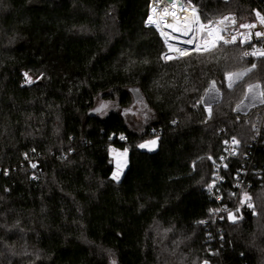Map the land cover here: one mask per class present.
<instances>
[{
	"label": "trees",
	"instance_id": "trees-1",
	"mask_svg": "<svg viewBox=\"0 0 264 264\" xmlns=\"http://www.w3.org/2000/svg\"><path fill=\"white\" fill-rule=\"evenodd\" d=\"M186 1L205 21L264 10V0ZM149 4L0 0V264H264V104L235 111L249 85L264 89V59L221 45L164 62ZM255 62L228 87L227 73ZM213 82L221 98L209 111ZM102 103L113 104L105 116ZM137 106L140 130L126 115ZM155 138L157 150L139 148ZM110 148L129 151L120 181ZM241 185L257 215L233 222L223 213Z\"/></svg>",
	"mask_w": 264,
	"mask_h": 264
},
{
	"label": "built area",
	"instance_id": "built-area-1",
	"mask_svg": "<svg viewBox=\"0 0 264 264\" xmlns=\"http://www.w3.org/2000/svg\"><path fill=\"white\" fill-rule=\"evenodd\" d=\"M178 3H181L180 5H184L185 7L191 9L192 11L194 10L193 12L198 16L200 23L204 24L205 26H209V24H210V27H205L201 31L195 32L196 42L201 44V46H202L201 51L197 52L194 49H192V51L190 52L189 55L182 56V57H180L179 54L171 53L169 51V49L166 45V42L164 41L162 35L160 34V32L156 28L151 27L148 24L149 17L151 16V0H150L149 16H148L146 24L148 27L155 29L158 32L161 40L163 41L165 51L162 54V60L164 62L181 60V59H185V58H188V57L196 55V54L209 53L211 51L216 50L221 45H238L241 48L246 49L245 53L246 52L250 53L247 56L244 54V57L246 59H253L255 61H257L258 59H264V57L259 56V52L264 51V48L260 49V47L261 48L264 47V35H261V36L256 35L257 32L264 34V20L261 19L262 17H264V10H261V9L254 10L253 19L245 21V22H241L239 20V17L234 13H227V14H224L220 17H213V18L205 21L202 17V11H201L200 7L188 3L186 0H179ZM225 17H228L229 19L225 20L224 19ZM221 20H223V23H220ZM243 25H252L253 27H243ZM194 27L199 28V24L196 23L194 25ZM209 31H213L214 34H216V35H222L224 37V39L229 40V41H232L233 37H235L236 38L235 42H230V43L225 44V43H223V41H219V42L215 43V46H213L214 37H211L208 35ZM194 44L192 45L191 48L194 47ZM204 47H208L211 50L210 51H203ZM253 52L257 53V55H251V53H253ZM166 56H172L174 58L169 60V59H166ZM176 57H179V58H176ZM253 65H255V67H253ZM253 65L248 70V72L251 70H255L257 68L256 62ZM252 90H254L253 94H252V92H253ZM261 92H264V89L262 86L259 85L258 88H256V87L252 88L251 92L249 94H250V97L252 99H258L259 98L260 105H263L264 103H262L261 101H262V99H264V97L260 96ZM220 98H221V95H220ZM214 99L216 100L217 96ZM213 102H215V101H213ZM211 107L208 108L207 110H209V109L211 110ZM237 146H238V144L234 141H232L230 143L229 149H228L229 150V157H231V155L234 154V151L236 150ZM219 169H220V167H217V171H219Z\"/></svg>",
	"mask_w": 264,
	"mask_h": 264
},
{
	"label": "rangeland",
	"instance_id": "rangeland-1",
	"mask_svg": "<svg viewBox=\"0 0 264 264\" xmlns=\"http://www.w3.org/2000/svg\"><path fill=\"white\" fill-rule=\"evenodd\" d=\"M221 14L222 13H220L219 15H221ZM219 15H216V16H219ZM263 48L264 47H262V48L260 47V49H263ZM243 72H244V75L240 79V77H238V74L239 73H243ZM247 72H248V70L233 72L232 74H234V75H233L232 79L235 81V84H237L238 82H240L241 80H243V78L247 75ZM228 83H229V81H228ZM211 84H213V83H211ZM211 84H210V86H211ZM235 84H233V86ZM256 85L259 86L260 84L259 83H254V84H251L249 86H253L252 88H254V86H256ZM210 86H209V88H210ZM249 86L247 88L246 96L244 97L243 101L241 103H239L235 107V111L236 112H237L236 108L238 106L242 105V104L243 105L240 108L241 111H244V109L250 108L253 105L252 103L250 105H245V103L248 101V99L251 98L250 97V94H249L251 92V91L249 92ZM209 88H208V90H209ZM252 91H253L252 92V94H253L254 93V90H252ZM216 96H217L216 92H211L210 93V99H211V101L212 100L214 101V98ZM204 97H203V99H204ZM203 99H202V102L201 103L204 106ZM98 105L100 106V109H101V112L100 113H101L102 116H105L113 108V104H111V103H102V104H98ZM258 106H261V105H258ZM258 106H256V107H258ZM251 109L252 108H250V110ZM146 113H147V111L145 109H143V107L137 106L134 109L130 110L129 113H127L126 115H127V118L129 119V122L131 123V125L133 127H135L136 129H139L140 130V127H141L142 123L144 122V120H143L144 115ZM239 114H241V113H239ZM152 140H155L156 141V144L154 146H151V150H149V148H147V147L146 148H141L140 147L141 144H146L147 142L152 141ZM139 148L142 149V150H145V151L153 152V151L157 150V148H158V139L155 138V139L143 141V142H141L139 144ZM125 151H126V156L121 155L122 153H125ZM110 156H111L112 161H113L114 172L117 171V160H119L120 163H121L122 170H121V174H120V179L118 180V181H120L121 178H122V176L124 175L125 171L127 170L128 165H129V151L128 150H120V149H116V148H110ZM115 181H117V180H115ZM245 196H247L249 198L246 201H245ZM231 201H232V206L229 207V209L225 210V212L223 213V216L225 218H227L228 220H231L233 222L234 221H238L240 219V212H242L243 210H246V209H252L253 212L255 213V215H257L256 205H255V198H254V196H252L248 192V190L244 186H242V185L240 186V190H239L238 196L235 197V198H232ZM242 201H244V202H242ZM249 203H251L252 207H248V204ZM256 225H257V240L260 243L261 253L264 254V217L259 218L257 220V224ZM154 230L158 233V235L160 237H162L163 239H167V236L169 234V231L160 230V227L158 225H156L154 227ZM261 247H262V249H261ZM181 257H183V260L187 259V255L186 254H182ZM111 264H116V262L113 260L111 262Z\"/></svg>",
	"mask_w": 264,
	"mask_h": 264
},
{
	"label": "bare ground",
	"instance_id": "bare-ground-1",
	"mask_svg": "<svg viewBox=\"0 0 264 264\" xmlns=\"http://www.w3.org/2000/svg\"><path fill=\"white\" fill-rule=\"evenodd\" d=\"M179 0H173L172 2H175L177 5L175 8H172L171 4L172 2L168 0H151V16L152 20L155 21V23L148 22L149 26L156 28L160 34L161 32H164L166 36H162L164 41L167 39V47L168 44H172L174 48L179 47L181 49H186L189 52L192 51V49H195L196 37L195 32H191L188 35H183V30L186 26H191L195 29L194 25L196 24V18L198 17L191 9L185 7H181V5L178 3ZM156 9L153 11V9ZM165 9H167L168 14H165ZM172 12H175L176 16L175 18L171 15ZM187 17V21H185V18ZM175 25L177 28H179L181 31H173L172 28L167 27L166 25ZM157 25H159L157 27ZM190 38H194V47H192L193 44H187L184 43V41H187ZM169 49V48H168ZM171 53H177L174 50H170ZM214 92V91H212ZM252 99V98H250ZM259 100V99H257ZM215 101V99H214ZM213 102V100H212ZM260 102V101H259ZM259 104V103H258Z\"/></svg>",
	"mask_w": 264,
	"mask_h": 264
},
{
	"label": "snow or ice",
	"instance_id": "snow-or-ice-1",
	"mask_svg": "<svg viewBox=\"0 0 264 264\" xmlns=\"http://www.w3.org/2000/svg\"><path fill=\"white\" fill-rule=\"evenodd\" d=\"M171 6H172V8H175L177 5L175 4V2H172V4H171ZM181 7H183V5H181ZM156 9L154 8L153 9V11H155ZM194 11V10H193ZM165 14L167 15L168 14V12H167V9H165ZM171 15L175 18V16H176V14H175V12H172L171 13ZM259 15V14H258ZM225 20L226 19H229L228 17H225L224 18ZM262 20H264V17H262L261 18ZM149 21L150 22H152V23H155V21H153L152 20V17H149ZM185 21H187V17L185 18ZM197 24H199V28H192L190 25L189 26H186L185 28H184V30H183V35H188L189 33H191V32H196V31H201L202 29H204L205 27H210V24H209V26H205L204 24H202V23H200V21H199V18L197 17L196 18V21H195ZM234 22V21H233ZM220 23H223V20H221L220 21ZM159 25H157V27H158ZM167 27H169V28H172L173 29V31H181L179 28H177L175 25H166ZM243 27H253L252 25H243ZM161 35L162 36H166V34L164 33V32H161ZM208 35L209 36H211V37H214V39H213V46H215V43L216 42H219V41H223V43H225V44H227V43H230V42H235V37H233V39H232V41H229V40H226V39H224V37L222 36V35H216V34H214V32L213 31H209V33H208ZM256 35L257 36H261V35H264V34H262V33H259V32H257L256 33ZM165 42L167 43V39L165 40ZM184 43H187V44H193L194 43V38H190V39H188L187 41H184ZM168 48L170 49V50H174V51H176L177 53H179V56L180 57H182V56H186V55H189L190 54V52L188 51V50H186V49H181V48H179V47H176V48H174L173 47V45L172 44H168ZM201 48H202V46H201V44H199V43H196L195 44V51H197V52H199V51H201ZM211 49L210 48H208V47H204L203 48V51H210ZM250 53H245V55L247 56V55H249ZM251 55H257V53H255V52H253V53H251ZM259 56H261V57H264V51H260L259 52ZM174 57H172V56H166V59H169V60H171V59H173ZM176 58H179V57H176ZM253 67H255V65H253ZM233 75L234 74H232V73H227L226 74V79H228V81H229V83H228V87L229 88H231L232 86H233V84L235 83V81L232 79V77H233ZM213 84H215V82H213ZM253 86H249V91H251V88H252ZM260 96L261 97H264V92H261L260 93ZM262 103H264V99H262V101H261ZM209 111H210V109H209ZM123 138V137H122ZM238 143V142H237ZM156 144V141L155 140H152V141H149V142H147L146 144H141L140 145V147L141 148H149V150H151V146H154ZM121 155H124V156H126V151H125V153H122ZM121 170H122V167H121V163H120V161L119 160H117V171L116 172H114L113 173V176H112V178L114 179V180H119L120 179V174H121ZM249 198L247 197V196H245V201L246 200H248ZM242 202H244V201H242ZM248 207H252V205H251V203H249L248 204Z\"/></svg>",
	"mask_w": 264,
	"mask_h": 264
},
{
	"label": "water",
	"instance_id": "water-1",
	"mask_svg": "<svg viewBox=\"0 0 264 264\" xmlns=\"http://www.w3.org/2000/svg\"><path fill=\"white\" fill-rule=\"evenodd\" d=\"M168 1L172 2V0H168ZM223 1H225V2H229L230 0H223ZM179 4H181V3H179ZM243 75H244V72H243V73H239V74H238V77H240V79H241V77H242ZM234 84H235V83H234ZM254 87L258 88V85L254 86ZM212 90H213L214 92H216V94H217V99L215 100V102H213V103L207 105L205 102H206V99H207L208 95L210 94V92H211ZM133 92H134V95H135V99H136V100L142 98V95L140 94V92H139L138 90H134ZM219 101H220V92L218 91V89H217V87H216L215 84H211L209 90L207 91V93H206V95H205V97H204V99H203V104H204V106L208 109V108H210L212 105L217 104ZM242 105H243V104H242ZM242 105L238 106V107L236 108V110H237L238 113L246 114V113L249 112L250 108L256 107V106L260 105V103H259V104H253L250 108H246V109H244V111H241V110H240V108L242 107Z\"/></svg>",
	"mask_w": 264,
	"mask_h": 264
}]
</instances>
